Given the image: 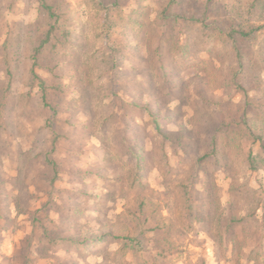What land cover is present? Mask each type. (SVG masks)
Returning <instances> with one entry per match:
<instances>
[{
    "label": "rangeland",
    "instance_id": "374dc122",
    "mask_svg": "<svg viewBox=\"0 0 264 264\" xmlns=\"http://www.w3.org/2000/svg\"><path fill=\"white\" fill-rule=\"evenodd\" d=\"M97 1L118 3L121 18L138 7ZM18 2L0 11L1 26H23L9 93L0 38V264H264V0L145 1L149 33L118 38L131 58L105 79L125 129L106 146L92 110L67 111L73 89L50 92L60 112L49 122L28 87L38 7ZM71 3L84 20L87 0ZM239 28L254 36L236 42L242 67L225 36ZM167 38L182 51L167 60L164 82L152 77L148 45Z\"/></svg>",
    "mask_w": 264,
    "mask_h": 264
},
{
    "label": "trees",
    "instance_id": "16d2710c",
    "mask_svg": "<svg viewBox=\"0 0 264 264\" xmlns=\"http://www.w3.org/2000/svg\"><path fill=\"white\" fill-rule=\"evenodd\" d=\"M18 1L20 0H0V11L3 7L12 10L19 3ZM33 1L37 4L38 15L29 27L31 68L28 87L31 90H38L41 94L43 107L51 113L50 123L60 112V108L51 102L50 92L55 90L56 93L63 94V88L73 89L74 94L69 99L67 111L72 112L75 103H81L87 109L92 110L93 134L103 146H106L109 140L125 129L118 130L116 126V123L119 122L118 118L109 109L110 104H107V99L111 98V94L105 79L119 73L122 63L131 58V52L126 48L128 44L120 43L118 38L128 35L138 38L141 33H149L151 24L148 17L150 14L148 7L144 5L147 0H138V7L130 10L125 18L120 16L118 3L109 7L97 0H87L88 10L83 16L80 15L85 18L84 20L79 19L73 13L71 0H60L58 4H51L49 0ZM5 2L7 5L3 6L2 3ZM171 6L166 7L160 17L166 16ZM92 8L98 13L94 20L90 11ZM121 20L123 21L121 22ZM93 21L99 31L91 33L88 23L93 24ZM204 27L208 28L209 26ZM2 34V51L7 79L6 87H3V90L9 93L13 81L11 58L21 46L23 26L19 24L12 26L8 22L5 26H1L0 22V38ZM225 36L228 42L233 43L236 57L242 67L244 58L241 51H237L236 42L252 39L253 32L239 28ZM162 40L155 49L151 48L150 44L148 45V59L153 70L152 77L167 82V60L170 57H173V61L176 60L182 47L179 39L172 42V39L167 38L163 43ZM40 70L50 73L58 84L49 86L46 80L39 75L38 71ZM6 95L4 94L3 97ZM120 99L122 100V98ZM122 102L125 106L126 100H122ZM120 122H122L121 119ZM151 125L161 134L160 124L154 120ZM54 143H57V136H54ZM47 164L51 171L56 173V163L48 158ZM190 204H188L189 207ZM248 220L245 219L241 222L245 223ZM46 237L50 244H56L49 233H46ZM61 239L59 234V241H62ZM92 246L90 244L79 245L78 249L89 252L88 248Z\"/></svg>",
    "mask_w": 264,
    "mask_h": 264
}]
</instances>
